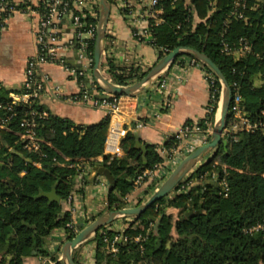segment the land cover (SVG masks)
Returning a JSON list of instances; mask_svg holds the SVG:
<instances>
[{
	"label": "trees",
	"instance_id": "1",
	"mask_svg": "<svg viewBox=\"0 0 264 264\" xmlns=\"http://www.w3.org/2000/svg\"><path fill=\"white\" fill-rule=\"evenodd\" d=\"M191 1V13L183 1L174 6L172 0L160 1L164 23L151 28L153 44L169 51L187 47L207 55L229 87L233 82L239 85L243 107L250 117L257 116L264 106V85L255 87L253 82L256 74L264 70V65L253 54L241 59L221 54L220 42L225 40L235 44L239 38L245 37L255 52L264 50V2L250 10L259 0H248V23L230 19L225 26L233 0ZM37 10L44 12L45 4L40 2ZM82 14L81 21L86 26L96 27V18L86 10ZM93 47L94 40H90L88 52L91 58ZM161 57L163 54L160 53ZM100 69L105 70L111 81L119 86L137 82L148 71L117 66L111 59L101 64ZM202 69L211 73L203 65ZM96 90L99 91L98 87ZM214 90L213 99L208 103L211 110L201 121L203 129H206L204 122L211 129L214 124L221 91L218 80ZM12 125V131L0 132V264H24L25 258L44 257H49L53 264H63L57 261L56 254L48 253L47 242L54 230H64L69 221V214L62 212L61 203L73 191L79 164L102 157V161L94 166L106 168L115 180L113 190L107 194V209L113 211L126 206L124 198L133 190L135 178L141 171L159 162L150 149L147 162L143 164L135 147V138L127 132L121 142L122 154L112 159L105 156L103 143L108 118L96 125L80 127L67 119L49 116L37 127V136L50 144L42 147L45 157L24 150L19 140L21 128L17 122ZM209 138L210 135L206 141ZM223 139L226 140L225 148L220 143L193 175L205 182L213 171L219 178L225 173L226 197L218 195L219 189L209 185L207 188L213 192L210 197L206 192L197 197L183 193L171 200L157 201L143 215L134 217L143 228L127 229L124 234L130 240L116 243L114 255L105 251L101 228L94 237V264H264V231H246L264 222V134L243 132ZM131 161L136 164L131 165ZM34 162H39L40 166H34ZM51 192L58 201H49L44 196ZM165 206L178 210L174 221L165 214ZM189 211L199 213L181 220ZM150 224L152 227L140 249V244L131 238L145 234ZM106 235L112 239L113 233L106 232ZM70 239L72 236L66 240ZM72 259L75 264H80L73 254Z\"/></svg>",
	"mask_w": 264,
	"mask_h": 264
},
{
	"label": "crops",
	"instance_id": "2",
	"mask_svg": "<svg viewBox=\"0 0 264 264\" xmlns=\"http://www.w3.org/2000/svg\"><path fill=\"white\" fill-rule=\"evenodd\" d=\"M129 1L133 7L134 13L132 16L119 12V10L111 7L105 31L101 64L107 59H111L114 65L123 67L133 66L142 72L149 70L162 57L159 58V51L147 42V40L140 39L137 36V33L143 27L152 22V20L147 18L149 0ZM15 2L23 9L13 13L5 21L4 28L2 30L0 29V102H5L8 100L9 94L22 89L26 62L29 58L37 54L35 32L39 22L37 7L40 0H15ZM24 5H28L32 9H25ZM99 6V0H85V2H82V6L78 8L89 12L91 10L97 11ZM163 14L164 12L158 11L155 14L156 19L163 18ZM71 36L72 30L66 23H62V36L57 44V53L69 67L77 64V55L74 48H68L66 45L67 40ZM85 37L87 38L88 36ZM186 57V55H180L175 58L152 82L138 93L131 96L122 95L118 97L122 112L127 120L126 131L135 138V147L139 151L141 161L143 164H146L150 149L159 159V162L147 169H152L154 166L163 162V156L155 150V146L158 143L165 138H169L176 129L184 124L202 121L207 115L209 87L205 78V72L200 67L186 66L184 63L187 59ZM100 72L108 81L113 83L110 75L105 70L100 69ZM42 74L48 75L52 82L61 86L63 89V93L61 94H47L38 100V106L50 116L67 119L75 126L80 127L96 125L105 118H108L105 108L95 107L90 103H72L68 101V97H73L77 94L78 87L76 82L65 72L63 66L59 64H45L42 66ZM162 78L166 79V88L162 92H159L157 90V84ZM253 85L259 87L260 81L255 78ZM219 115L220 106H217L214 123L219 118ZM224 136L226 135L222 134V140H225L223 139ZM197 142L196 138H193L186 143L189 146L197 147L199 144ZM214 151L215 149L212 150L211 154L203 163L200 164L197 162L193 169L185 176L189 184L186 193L191 196L197 197L199 194L203 195L205 192L208 197L213 196V192H210L211 189L207 188L209 185L214 187V189H219L218 195H220L221 188L217 177L211 176L210 174L209 179L202 182L201 179L193 175L200 166L209 160ZM67 160L65 158V161ZM87 163L91 166L93 175H89L82 186L78 185V180L75 178L73 195L76 197L75 201H80L82 214L86 216L87 220H95L99 216L109 212L107 209V194L110 191L108 190V186L106 190L99 189L95 181L94 174L96 176L100 175L95 171L97 167L94 166L95 163H100L99 157L92 158ZM134 164L136 162L131 161V165ZM33 165L36 167L40 166L39 162H34ZM221 168L223 170L225 169L224 166ZM213 172L217 175L215 171ZM157 174L158 172H156ZM152 181L151 179H144L140 184L134 183L133 190L124 200L126 202H137L136 204L146 202L154 192L151 184ZM174 197L170 193L166 197V200H171ZM198 202L200 204L202 198ZM61 205L62 212L69 214L72 206L65 201ZM164 212L169 218L170 214H175L173 220L170 219L171 221H174L178 217V210L169 206L164 207ZM189 212H193V215L199 213L194 211ZM152 218L153 220H151L155 222V218ZM256 225L251 226L246 231L249 233L256 232L250 231ZM110 227L117 232H125L127 229H135L137 227L143 228L140 221H136L134 217L117 219L112 222ZM151 227L152 225L150 224L145 234L137 236H148ZM137 236L133 237V239ZM94 237H91L72 250V254L78 263H95L96 244ZM62 241V231L54 230L47 242L48 253L52 255L56 254L57 261L59 262H62ZM134 242L139 243L141 249V243L143 241L134 240ZM104 248L109 254L114 255L117 252L111 253L106 247ZM24 264L53 263H51L49 257H44L25 258Z\"/></svg>",
	"mask_w": 264,
	"mask_h": 264
},
{
	"label": "built area",
	"instance_id": "3",
	"mask_svg": "<svg viewBox=\"0 0 264 264\" xmlns=\"http://www.w3.org/2000/svg\"><path fill=\"white\" fill-rule=\"evenodd\" d=\"M160 1L161 0H149V12L147 13V18L152 20V22L143 27L137 33V36L140 39L147 40V42L153 47H155V45L153 44L150 30L152 27H157L164 23L163 18L156 19L155 15L158 11L164 12L163 8L160 6ZM179 1H183L184 6L190 13L193 12V3L191 0H172V6ZM40 2L45 4V10L42 13L38 11L39 22L35 32L37 54L34 57L29 58L26 62L24 70L25 78L22 89L18 92H12L9 94L8 100L5 102H0V132L4 130L12 131V124L17 122L21 128L19 140L22 143L23 149L27 152L37 153L40 157H45L42 153V147H49L50 144L37 136V127L41 121L47 120L50 115L38 106V100L47 94H61L63 93V89L61 86L52 82L48 75L42 74V66L45 64H59L64 67L65 72L76 82L78 87L77 94L73 97H68V101L72 103H90L95 107L105 108L107 110L108 125L103 143V154L109 159L120 156L122 154L121 142L125 138L127 132V120L122 112L117 97L108 95L105 100H99L93 97L94 95H101L103 93L100 90H96L97 85L92 80L93 58H91L88 52V44L90 40H94L95 38L96 27L91 25L86 26L81 21L84 17L82 14L84 9L78 8L82 6V2H85V0H40ZM263 2V0L257 1L250 10H255L258 5ZM248 3V0H233L232 9L225 21V26L230 19L248 23V17L246 16ZM110 6L119 10V12L127 15L129 14L130 16L134 13L132 3H130L129 0H111ZM24 8L28 10L32 9L28 5H24ZM22 9L23 8L18 5L15 0H0V29L2 30L4 28L5 21L13 13L19 10L21 11ZM97 12L99 13V9L97 11H89L90 15L93 18H96V20L98 19ZM62 23H66L72 30V36L67 40L66 45L68 48H74L77 55V64L73 67L66 65L57 53V44L62 36ZM176 28L179 29L180 26H177ZM224 31H226V28ZM85 36L88 37L86 38ZM155 48L163 55L170 52L161 47ZM220 53L225 56H232L235 59H241L247 54H253L256 59L264 65V50L255 52L252 43L245 37L239 38L235 44H230L228 41L221 40ZM186 58V61H184L186 66L202 68V64L199 61L189 56ZM205 78L209 87V99H213L215 93L214 84L217 79L209 72H205ZM255 78L260 81V85H264V70L256 74ZM87 81L91 84L93 96L89 94ZM165 88L166 79L162 78L157 84V90L162 92ZM230 89V105L222 134L233 136L237 133H254L257 131L264 134V106L258 111L257 116L250 117L243 107V98L239 85L236 82H233ZM221 97L222 87L217 106H219ZM210 110L211 107L209 106L207 108V113ZM204 124L206 125V129L202 128L201 121L186 123L176 129L169 138H165L158 143L155 146V150L163 156V162L154 166L152 169L142 171L135 178L134 183L140 184L144 179H151L153 180L151 182L152 188H154L155 191L167 178L170 172L190 152L207 142L206 137L211 134L212 129L208 123L204 122ZM193 138H196L198 141L197 143H199L197 147L189 146L186 143ZM99 161H102V157H99ZM77 170L76 180H78V185L82 186L86 182L88 176L91 174L93 175V172H91V166H89L87 162L79 164ZM156 172H158L157 175ZM94 176L99 189L106 190L108 186L106 179L100 175L96 176L94 174ZM211 176L219 179V185L221 188L220 194L226 197L228 193L226 174L224 173V175L219 178L218 175L212 172ZM188 185V181L184 177L171 193L173 196L186 193ZM75 198L76 197L73 195L72 191L65 200V202L72 207L69 211V221L67 222L65 229L62 230V243L66 241L67 237L72 236L73 238L76 236L83 228L94 221L87 220L86 216L82 214L81 203L79 200L75 201ZM126 203L127 204L124 208H133L137 206V202L134 203L127 201ZM155 208L157 209L158 206L156 205ZM111 224L103 227V230L100 233L102 234V240L106 244L108 251L115 253L117 251L116 243L127 242L130 238L124 234V231H114L110 227ZM250 231H264V222L257 224ZM106 232L113 233L112 239H108ZM146 238L147 236H137L135 239L131 238V240L144 241Z\"/></svg>",
	"mask_w": 264,
	"mask_h": 264
},
{
	"label": "water",
	"instance_id": "4",
	"mask_svg": "<svg viewBox=\"0 0 264 264\" xmlns=\"http://www.w3.org/2000/svg\"><path fill=\"white\" fill-rule=\"evenodd\" d=\"M99 5L100 6L93 47L92 80L103 94L93 96L91 84L89 81H87V88L89 89L90 95L99 100H105L108 95H134L145 88V86H147L150 82H152L161 73V71L165 69L175 58L180 55H186L194 58L203 66L207 67L220 82L222 87L221 111L219 118L213 125L209 140L205 144L195 148L192 152H190L170 172L167 178L160 184V186L153 192V194L148 198L146 202L133 208H124L109 211L99 216L97 219L83 228L72 239L66 240L62 244L61 248L63 264H75L72 259V250L83 242L89 240L91 237H94L98 230H100L101 228L111 224L117 219L143 215L145 211L154 203L163 198H166L177 187L182 179L193 169L197 162H199V160H201L208 152L214 150L220 143H222L224 147L226 145V141L222 140V133L228 115V109L231 99V89L218 67L204 53L187 47H178L159 59L158 62L153 67H151L140 80L135 83L126 86H119L107 81L100 73V64L103 44L105 40V31L111 12V6L109 0H99ZM142 149L144 150L143 147ZM95 171L107 180L108 190L112 191L115 185V180L110 172L104 167L95 168ZM44 196L48 198L49 201H58V198L55 196L54 192L44 194ZM192 215L193 212H188L184 215L182 220H185ZM150 219L153 220L152 217H150ZM158 245L159 242L157 243V247Z\"/></svg>",
	"mask_w": 264,
	"mask_h": 264
},
{
	"label": "rangeland",
	"instance_id": "5",
	"mask_svg": "<svg viewBox=\"0 0 264 264\" xmlns=\"http://www.w3.org/2000/svg\"><path fill=\"white\" fill-rule=\"evenodd\" d=\"M219 106H220V111H221V101L219 103ZM211 152L212 151L208 152L201 160H199V163L200 164L203 163L207 159V157L211 154ZM174 217H175V214L174 213L173 214H170V219L171 220H173Z\"/></svg>",
	"mask_w": 264,
	"mask_h": 264
}]
</instances>
